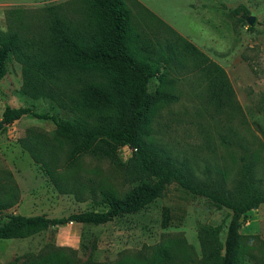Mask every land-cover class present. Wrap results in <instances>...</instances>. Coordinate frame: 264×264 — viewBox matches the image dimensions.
<instances>
[{
  "label": "rangeland",
  "instance_id": "1",
  "mask_svg": "<svg viewBox=\"0 0 264 264\" xmlns=\"http://www.w3.org/2000/svg\"><path fill=\"white\" fill-rule=\"evenodd\" d=\"M89 1L0 0V31L44 40L47 6L57 5L65 17L79 21ZM126 2L134 22L151 39L159 44L171 43L175 35L188 40L226 72L232 89V93H222L194 60L178 58L168 74L176 84L165 88L178 100L156 107L147 129V143L167 152L195 180L231 191L242 178L244 159L258 154L255 179L264 189V0ZM240 6L249 10L245 22L230 16ZM251 17L255 18L253 24ZM23 84L22 66L11 57L0 81V121L7 105L31 107L39 114H55L61 119L75 117L50 99L23 95ZM157 87L159 83L154 80L152 89ZM23 143L39 150L44 158L52 154L59 158L55 173L68 191L57 188ZM69 149L50 121L23 118L0 131V197L8 193L10 182L16 199L13 208L0 213L1 221L9 215L60 218L106 211L102 192L123 197L136 185L107 158L86 154L71 163L67 159ZM118 155L126 163L131 150L120 147ZM166 211L170 219L164 227ZM231 216L229 209L219 208L174 183L142 210L105 225L69 224L27 239L0 240V264H21L52 251L71 257L76 264H134L133 260L152 258L159 249L168 251L169 264H205L199 227H219L224 242ZM241 234V263L264 264V206L248 213Z\"/></svg>",
  "mask_w": 264,
  "mask_h": 264
},
{
  "label": "trees",
  "instance_id": "2",
  "mask_svg": "<svg viewBox=\"0 0 264 264\" xmlns=\"http://www.w3.org/2000/svg\"><path fill=\"white\" fill-rule=\"evenodd\" d=\"M46 13L44 40L0 31V81L12 57L22 66L23 95L34 100L50 99L75 117L61 119L55 114H39L31 107L7 105L0 131H6L9 125L23 118L50 121L56 126L61 142L70 145L67 159L71 163L86 154L107 158L121 168L127 181L136 185L123 197L111 191L102 192L106 211L92 210L60 218L9 215L6 220H0V240L27 239L69 224L105 225L142 210L176 183L190 194L232 212L224 242L220 239L219 227H199L204 263L242 264L241 228L249 212L264 206V189L255 179L258 154L244 159L242 178L231 191L222 185L195 180L178 167L167 152L145 140L156 107L178 100L176 95L165 90L176 84L175 79H168V74L178 58L190 57L214 79L216 88L222 93H232L226 72L195 45L172 31L176 38L171 43L155 42L134 22L126 0H90L79 21L65 17L57 5L47 6ZM230 16L237 22H245L249 10L240 6ZM154 80L159 83L156 89H152ZM22 145L34 161L41 164L57 188L63 193L68 191L55 173L59 158L55 154L44 158L29 144ZM124 146L131 150L126 163H122L118 155L120 147ZM13 193L14 186L9 182L8 193L0 197V213L15 206ZM169 219L166 211L164 227ZM133 261L134 264H169V253L159 249L153 252L152 258ZM21 264L76 263L71 257L52 251L40 259L28 258Z\"/></svg>",
  "mask_w": 264,
  "mask_h": 264
},
{
  "label": "water",
  "instance_id": "3",
  "mask_svg": "<svg viewBox=\"0 0 264 264\" xmlns=\"http://www.w3.org/2000/svg\"><path fill=\"white\" fill-rule=\"evenodd\" d=\"M249 21L251 24H253L255 22V18L251 17Z\"/></svg>",
  "mask_w": 264,
  "mask_h": 264
}]
</instances>
